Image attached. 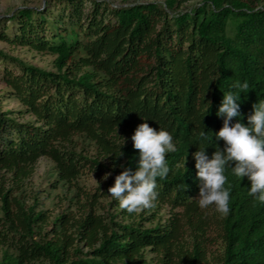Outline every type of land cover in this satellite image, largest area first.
Wrapping results in <instances>:
<instances>
[{"label":"trees","instance_id":"1","mask_svg":"<svg viewBox=\"0 0 264 264\" xmlns=\"http://www.w3.org/2000/svg\"><path fill=\"white\" fill-rule=\"evenodd\" d=\"M188 1L113 7L65 0L58 15L25 6L9 18L15 34L1 39L55 55L56 70L0 50V60L17 68L5 65L4 82L24 107L0 109V264H264V203L248 194L251 182L226 167L230 213L201 209L193 156L198 148L209 158L224 149L215 136L223 126L217 112L225 92L238 93L236 81L249 91L240 94L233 123L247 124L253 105L264 101V0H201L186 9ZM144 119L176 144L152 209L129 214L98 190L79 216L58 214L49 233L37 196L30 204L14 195L43 156L56 163L58 181L79 187L89 168L111 173L105 185L114 186L124 168L138 167L131 137ZM75 134L93 140L98 155L67 146ZM100 197H110L112 211L99 212ZM163 205L171 212L161 220Z\"/></svg>","mask_w":264,"mask_h":264},{"label":"clouds","instance_id":"2","mask_svg":"<svg viewBox=\"0 0 264 264\" xmlns=\"http://www.w3.org/2000/svg\"><path fill=\"white\" fill-rule=\"evenodd\" d=\"M211 83V82H210ZM237 92H225L217 115L223 117V126L215 133L225 147H219L209 158L206 148L193 153L199 180L198 205L201 209L214 206L222 216L230 213V189L225 187L226 167H231L237 177H247L251 182L249 195L264 203V101L253 105V112L245 124L240 119V94L249 91V84L236 81ZM140 123L132 135L134 149L139 151L138 167L124 170L115 177L108 194L119 202V207L129 214H136L155 207L158 199L157 178L165 179L170 168L166 155L176 151L172 134L160 127L157 131L147 120ZM201 137L205 133H199ZM118 156H123L121 152ZM234 165V166H233ZM110 173H106L107 179Z\"/></svg>","mask_w":264,"mask_h":264},{"label":"rangeland","instance_id":"3","mask_svg":"<svg viewBox=\"0 0 264 264\" xmlns=\"http://www.w3.org/2000/svg\"><path fill=\"white\" fill-rule=\"evenodd\" d=\"M65 0H0V50L4 53L20 58L26 63L36 65L46 70L55 71L54 66L55 55L49 52H40L29 46H22L13 44L1 39V34L5 32L9 36L13 37L16 31V24L9 18L16 13L19 8L25 6L32 7L39 10H49L54 14H60V8L64 5ZM113 7L126 6L134 2H146L156 1L164 3L165 0H106ZM201 0H189L185 7L190 9L194 5L198 4ZM90 9V3L86 6V10ZM53 18V17H52ZM53 20V19H51ZM5 65L17 70L13 63H9L8 60H0V109L23 110L22 103L14 96L10 94V88L4 82L3 74ZM18 115V114H17ZM24 120L32 119L30 114H25ZM67 146L75 148L79 153L89 156L90 158L97 156L99 149L97 144L83 134H75L72 137L70 143H66ZM102 161H107L102 158ZM111 174V173H110ZM104 175H98L96 172L91 171L89 168L83 169V172L78 179L79 187L75 183L68 184L58 181V174L56 169V163L49 157L43 156L35 165L34 172L31 176L23 181L22 187L15 191L14 195H17L24 199L27 203L33 202V197L37 196L39 199L38 210H45L49 216V221L45 225L47 232L53 231V220L61 213H69L79 216L82 212V205L85 203L89 196L98 190L108 191L106 182L109 180L110 175L107 179H104ZM7 185L12 183L11 175H7ZM98 186L101 188L98 189ZM79 194L78 198L76 194ZM89 200V199H88ZM110 197H100V208L99 212H105L110 209L109 205ZM179 210V209H178ZM171 208L169 205H163L160 207L159 214L160 219L164 220L170 216ZM1 216V212H0ZM147 226L151 225L149 221H145ZM53 234V233H52ZM211 236L216 238V232L211 231ZM220 240L216 239L212 244V250L218 249L220 246ZM151 256V255H150ZM2 258V248L0 247V259Z\"/></svg>","mask_w":264,"mask_h":264}]
</instances>
